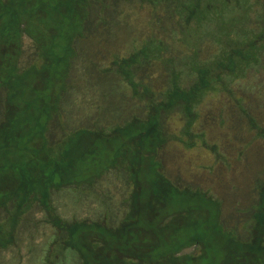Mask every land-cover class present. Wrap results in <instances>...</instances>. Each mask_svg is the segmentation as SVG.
Wrapping results in <instances>:
<instances>
[{
    "label": "rangeland",
    "instance_id": "374dc122",
    "mask_svg": "<svg viewBox=\"0 0 264 264\" xmlns=\"http://www.w3.org/2000/svg\"><path fill=\"white\" fill-rule=\"evenodd\" d=\"M38 1L41 3V0L6 2L10 9L16 2L24 7V14L17 17H22L20 23L26 34L49 47L48 53L53 56L60 49L53 47L55 34H50L47 28L62 24L64 28L60 30L68 34L69 27L65 25L71 20L48 18L47 24L32 18V14L40 16L42 5L55 0H42L40 5ZM62 1L80 17L86 12L82 0ZM176 2L90 0L83 35L73 41L76 52L68 78L61 73L65 70L63 63H54L50 56L49 66L41 67L42 54L36 51L37 43L31 36L23 35L20 46H6L9 50L0 44V77L7 82L15 76V86L24 93L13 95L16 110L8 121L0 123V264H76L79 255L72 248H62L61 234L46 220L47 213L39 203L32 201H36L35 190L31 191L29 184L21 180L22 174L32 169L27 160L37 156L35 141L37 148L43 139L37 134L40 131L37 123L45 121L46 115H49L48 129L44 131L47 144L38 155L50 156L46 174L51 177L53 174L59 185L66 182L51 190L49 201L64 220L105 216L109 225L118 224L125 214L132 187L126 181L125 169L115 168L122 162L128 167L140 163L136 176L142 186L138 185L136 200L144 205L149 190L144 183L152 179V172L146 171L143 158L130 159L132 149L127 151L128 145H123L127 136L133 135L125 130L134 129L142 141L137 154L154 159L174 187L188 188L192 193L195 188L200 192L199 199L192 196L182 203L177 197L174 202H165L152 220L143 211L136 212L135 224L147 227L139 236L143 247L154 242L158 250H164L162 259L151 250L150 264H264V252H259L252 240L247 242L251 210L257 209L259 183L264 177V0H201L188 23L185 14L175 9ZM143 44L149 55L140 56L138 64H132L131 68L141 91L146 85L157 98L169 86L172 65L180 66V61L183 65L196 57L200 64H194L195 71L197 65H213L210 59L221 57L223 62L217 72L223 69L221 65L231 70V74L224 73L223 79L229 80L225 84L214 82L206 87L193 105V117L190 115L193 119L189 122V115L178 108L162 116L159 128L166 140L155 153L153 145L160 142V136L151 133L145 138L142 133L148 93L142 97L134 94L133 85L123 79L112 63L115 57H136L140 47L144 50ZM19 47L20 55L16 58L15 48ZM166 57H173L174 62L168 63ZM10 61L12 66L2 73V64ZM186 64L181 75L185 78L184 87L195 76L193 71L188 73ZM58 66L59 71L54 72L53 68ZM24 70L28 72L20 73ZM215 73L209 72L208 77ZM64 79L71 87L61 96ZM7 84L0 86V120L4 109L1 99ZM136 116L141 119L140 125L133 120ZM118 126L122 128L116 130ZM62 150L74 157L80 155L76 163L79 177L84 176L85 169L96 177L100 174L98 180L93 185H77L69 181L73 178L69 174L64 181L61 168L55 169V162L61 166ZM177 195L184 197L180 191ZM38 198L42 201V196ZM19 201L24 202L21 209L17 208ZM197 207H201L199 213ZM261 208L259 212L264 211ZM18 214L20 220L14 223ZM186 220L189 223L185 224ZM153 221L162 225L157 236L149 233ZM132 232L134 240L137 235L134 231L129 234ZM11 237L13 242L8 243ZM111 237L115 244H121L119 235ZM193 239L200 242L181 248L177 252L179 256L182 253L179 262L175 260L177 257L172 260L171 249ZM77 241L79 244L80 240ZM185 252L190 254L184 261ZM87 259L93 261L94 257L87 253Z\"/></svg>",
    "mask_w": 264,
    "mask_h": 264
},
{
    "label": "trees",
    "instance_id": "16d2710c",
    "mask_svg": "<svg viewBox=\"0 0 264 264\" xmlns=\"http://www.w3.org/2000/svg\"><path fill=\"white\" fill-rule=\"evenodd\" d=\"M6 1L8 0H0V9H1L0 10V32H1L0 44L5 46V49L9 48L6 46H18V45L20 46L21 44L20 41L23 35L31 36L37 43L38 50L36 51H40V53L42 54L41 57L43 58V60L41 63V67H44L45 69L47 68V66H49L47 64L48 61L47 59L50 56L52 57V60L55 61L54 63L57 62L61 64L63 63L65 70L64 71L61 70V73L63 74L64 77L68 78V76L71 73L70 71L71 60L75 57V52H76L73 41L74 39L77 38V36L83 35V31H84L83 28H85L84 19L86 18L87 15V11H88L87 8H89L90 0H82L83 5H85L86 7L85 9L86 12L83 13L81 17L74 10L70 9V7L67 6V4L62 0H60L61 4H59L60 1L55 0L52 4L49 3L48 5H42L40 9L41 12H39L40 16L38 14H36L35 16L34 14L31 13L32 18L35 17L34 19L37 20L40 19V21L42 22L47 21V24H48V18L49 21H60V17H61V22L65 19L71 20L68 22V25H65V27H69V32L67 30L68 34H66L65 31L60 30L62 24L61 26L55 28H47L50 29L48 30L50 34H55L52 37V42L54 43L53 47L55 49H60V52L54 53L53 56H51V54L48 53L49 47L44 45V43H40L39 39H37L32 34H29L28 32L26 34L25 27L22 26L20 23L23 20L21 19L22 17H17L18 14L21 13L24 14V12L26 11L24 10V7L21 6L19 2H16L13 8L10 9L8 7L9 3H7ZM68 1L76 3V1L78 0H68ZM151 1L157 2L159 0H151ZM200 2L201 0H177V2L175 3V9H177L178 12H182L185 14L184 19L186 23H188L189 20L191 19V15L197 11ZM41 3H43L42 0ZM41 3H39L38 1L39 5ZM59 9H61V11ZM77 16L79 18H77ZM15 24L18 25L16 26V28L14 26ZM63 28L64 27H61V29ZM143 45H145L143 46L144 50L140 49L141 48L140 47L138 49L139 55H137L136 57H131L129 55L128 57L126 56L115 57L112 60V63L115 64L116 70L122 75L123 79L125 81L128 80L129 84L133 85L132 89L134 94L142 97L148 93V99L145 103L146 113L144 115L146 119L144 120L145 125L143 126L144 130L142 131V133L145 135V138H149L150 136H152L151 133H156L157 135L160 136L161 139L160 142L153 145V152L155 153L157 147L160 146L166 140V137L162 136L163 134L161 133L162 131L160 130L161 128H159L160 127L159 121H161V119L163 118L162 116L165 114L167 115L168 111L171 112L172 110L178 108V110L184 111V113L189 115V117L187 118L188 120L186 119L189 122L190 120L193 119L192 118L193 117L192 113L194 110L193 105L199 99V97L201 96L202 92L206 89V87L211 86V84L214 82H217L222 85L225 84V82L229 80L223 79L224 73L231 74V70H228L227 68L223 67V65H221L220 68L222 67L223 69H221V72L219 71L218 73L217 71L219 65L223 62L222 61L223 59L221 57L220 58L217 57L214 59L212 58L210 59L212 60L213 65H210L211 63L197 65V67H195L196 70L193 71L192 68H194V64L195 63L200 64L199 63L200 61L196 57L190 58L189 61H186L185 63L183 62V65L185 66V64L187 63L186 66L188 67L187 68L188 73L191 74V72L193 71L195 72V76L192 79H190L186 83L187 84L185 85L186 87H184L182 83H184L183 81H185V78L183 79L181 75L183 72L185 73L186 69H184L180 61V66L172 65V69H171L172 73L171 76L169 77V86L168 88L162 91L163 96L157 98L154 92L152 90H149L146 85H143L141 91V88L139 87L140 86L139 80L138 78H136V73H134V71L131 68L132 64H138L140 60L139 58L140 56H142L143 58V55L144 57H147L149 55V52H147L146 44ZM15 52H16V58H19L18 56L20 55L19 53L20 47L19 49L15 48ZM165 60L168 63L172 64L173 57H166ZM232 62L233 63L235 62L233 58H232ZM12 64H13L12 61L2 64L1 66L2 73L7 66L9 65L12 66ZM52 66L53 64L51 65V67ZM59 69L60 66H58V68L56 69L53 68L54 72H58ZM17 71L18 70L16 69V72ZM212 71H216V73L212 78H209L208 73ZM25 72L28 71L24 70L20 73H25ZM65 79H64L65 85H63V88H61V96L67 88L71 87V85L66 83L68 81H66ZM16 80L17 79L14 76L9 81L4 82L0 77V86H3L8 83L5 89L6 93L4 97L2 96L1 99L2 100L1 103L4 104L3 105L4 109L2 110L1 113L2 117L0 123L2 122L5 123L6 121H8L10 115L16 110L15 107L13 108V106L16 105V103L14 105L13 95L15 94H18L20 96L24 95V93L22 92L23 90L15 86ZM7 95H11V97L9 96L7 97ZM137 116L135 117V119L133 118V120L140 125L139 120L141 119ZM48 122H49V115H46L45 121H42L41 123L39 122L37 123L40 126V131L37 134H39L40 139L42 138L43 139L41 143H39L40 145L37 148L36 146L38 145V143L37 141H35L36 142L35 153H37V156H35L34 154L35 157H33V159L27 160L32 169L28 173L24 172L22 174L21 180L23 183L29 184V187H31V191L35 190L33 194L34 195L33 199H35L36 201L34 200L32 201L39 203L40 207L44 209L47 213L46 220L50 222L51 225L57 230L58 235L61 234L60 244L62 248H66V249L72 248L76 250V252L79 254L77 256V260L75 261L76 264H150V262H152L149 260V258L152 257L151 250L152 251L155 250L159 259H162L164 257L162 252L164 250L161 249L158 250L157 244L153 245L154 242H149V245L146 248L143 247V244L141 243L142 240L139 238V236H140V232H142V229L145 228L144 230H146L147 227H140L139 225L140 223L135 224L137 222L136 212L138 210L143 211L145 216L148 215V219L152 220L155 217V213L163 209V205L165 204V202H174L175 198L178 197V202L185 203L186 201L188 202L189 198H191L192 196L194 198L199 199L200 196L198 194H200V192L195 188H194L195 190L194 193H192L189 191L188 188L178 189L177 187H174L171 184V182L168 180V178L161 172L160 165L154 159L148 160L135 152L140 149V145L142 143L141 135L134 132V129L133 131L125 130V132H133V135L127 136V139L123 143V145L126 144L128 145L127 151L132 149L130 159L132 157L138 160H140V158H143L144 160H146L145 161L146 171L149 170L150 172H152V176H153L152 179L144 183V185H148L147 187H149V190L146 192L147 200L145 201L144 205L142 203L140 204L136 200V194H137L136 190L138 188V185L142 186L141 182L137 181V176H136L140 171V163L137 162V165H132L133 164L132 163L128 167L125 164V162H122L123 165L118 164L115 168L118 169V171H120V169L121 170L125 169L124 171H125L126 181H128L132 187L130 188V192L128 193L127 196L128 202H127L126 210L124 212L125 214L123 213L124 216L122 217L120 222H118V224L115 225H109L107 223V218L105 216L97 217V218L88 217V218H84V220H77V219L71 221L64 220L61 216L56 214L51 204H49L50 203L49 201H50L51 190L66 184V182L63 183L61 182V185H59L54 180L53 174L52 177L46 174L44 170L46 164L48 163L46 161L48 160V158H50V156L48 155V157L46 156L45 158L43 156L39 157L38 155L41 149L43 148V146L47 144V139L45 138L44 131L48 129L46 127V124ZM136 122H135V128L137 126ZM121 128H122L121 126H118L115 129L120 130ZM171 137L172 135L168 136L169 139ZM80 138L81 135L78 136V139ZM29 153L32 154L31 151H29ZM154 153L152 155H154ZM79 157L80 155L78 154L74 157L73 154L66 153L65 150H62L61 166L59 165V162H55V166H56L55 169L61 168V178L64 181L67 178V176H69V174H72L73 178L69 181H72L77 185L86 184V183H88V185H93L100 177V174H98L96 177L92 175L93 173L92 174L87 173L84 169V176L82 174L79 177L77 175L78 168L76 166V163L79 162L78 160ZM107 169L109 168L106 167L105 170L107 171ZM263 186H264V177L259 183L258 197L256 200L257 209L255 210L253 208L254 210L253 209L251 210L252 223L248 226L250 227L249 228L250 234L249 232L247 234L248 236L250 235V239H247V242L252 240L251 242L255 243V246L257 247V250L259 252L261 251L264 252V211L259 212L258 210L259 207H262L261 209L264 210V207L262 206L264 204V190L262 191ZM178 191L183 193L184 197L183 195L180 196L177 195ZM29 194L27 196H29ZM36 194H38V197L42 196L41 199L42 201H40L39 198L36 197ZM201 195H203V193H201ZM23 203H24L23 201H19L17 203V208L21 209V205H23ZM199 209H201V207H197L196 212H198ZM20 217L21 216L18 214L17 217H14V219L12 218L14 223L16 221L18 222L20 220ZM197 221H198L197 218L194 219L195 226L198 224ZM187 223H189L188 220H186L185 224ZM151 224H153V226H151L152 229L149 233H156L157 236L158 231H160L159 229L162 227L161 222L159 224H156L153 221ZM131 231H134V233H136L137 235V238L134 237L135 238L134 240L131 239L133 232L129 234V232ZM125 233L128 234V236L125 235L122 236V234ZM112 235H119L120 237L117 239L122 241L121 244L118 243L115 244L112 241L113 240V238L111 237ZM72 240L75 241L73 242ZM76 240H80V243L78 244V241L76 242ZM7 242L8 243L13 242L12 237L9 238ZM199 242L200 241L198 239H193L190 240L188 243L183 244L182 246L180 245L176 249L175 248L171 249L170 254L172 260L177 257V259L175 260L179 262L178 259L179 257H181L182 253L179 256L177 252H179L180 249L185 246H190L192 244L193 246H196ZM131 247H132V252H130ZM87 253L92 254V256L94 257L93 261H89L87 259ZM189 254L190 253L185 252L183 259L184 261L185 259L188 258Z\"/></svg>",
    "mask_w": 264,
    "mask_h": 264
}]
</instances>
